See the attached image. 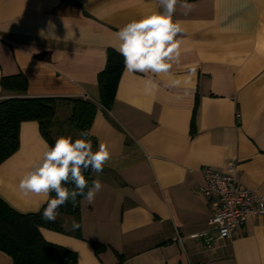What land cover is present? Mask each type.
<instances>
[{
    "label": "crops",
    "instance_id": "obj_1",
    "mask_svg": "<svg viewBox=\"0 0 264 264\" xmlns=\"http://www.w3.org/2000/svg\"><path fill=\"white\" fill-rule=\"evenodd\" d=\"M187 3L192 11L185 15L177 5L173 17L184 27L182 54L171 69L181 86L123 70L104 105L97 77L116 51V33L162 10L156 1L0 0V101L53 98L50 127H73L71 100L87 99L96 106L94 150L103 142L111 152L102 173L90 171L89 185H103L94 201L82 198L77 218L58 215L62 232L40 229L45 240L74 253L75 264H264V216L218 239L199 190L202 167L224 172L233 163L239 182L264 194V0ZM11 77L25 78L26 91L3 87ZM148 78L158 82L152 95L144 94ZM19 141L0 164V196L35 212L44 198L25 196L18 185L49 143L36 121L21 124ZM0 264L13 262L0 251Z\"/></svg>",
    "mask_w": 264,
    "mask_h": 264
},
{
    "label": "clouds",
    "instance_id": "obj_2",
    "mask_svg": "<svg viewBox=\"0 0 264 264\" xmlns=\"http://www.w3.org/2000/svg\"><path fill=\"white\" fill-rule=\"evenodd\" d=\"M158 3L162 10L146 13L120 28L116 33L119 43L113 47L124 58L126 73L163 75L167 77L165 86L176 88L182 81L172 75L171 69L174 63H179L182 54L184 41L178 37L184 32V27L173 17L177 5L185 15L192 11L193 5L187 0H158ZM157 89L156 80L148 78L144 81L145 95H152ZM88 137L89 132L82 131L80 138L75 140L71 136H59L53 145L45 144L39 161L21 177L18 188L23 195L44 198L43 220L54 222L59 209L69 202L75 206L78 196L92 203L102 190L101 181L94 179L90 186L85 173H102L111 160V152L103 142L94 151ZM53 192L54 198L50 196ZM78 227L74 221L72 229Z\"/></svg>",
    "mask_w": 264,
    "mask_h": 264
},
{
    "label": "trees",
    "instance_id": "obj_3",
    "mask_svg": "<svg viewBox=\"0 0 264 264\" xmlns=\"http://www.w3.org/2000/svg\"><path fill=\"white\" fill-rule=\"evenodd\" d=\"M124 58L116 51L108 54L105 68L98 74L101 101L109 105L115 97L117 86L124 70ZM3 87L23 93L27 82L23 77L2 80ZM69 123L72 128L89 132L96 113V106L87 99H73ZM57 101L53 98L17 96L0 101V164L17 152L21 124L36 121L49 146L54 142L50 136V125L56 116ZM91 139V138H90ZM90 171L85 173L88 180ZM74 187L73 185H66ZM52 198L55 193H51ZM82 196L75 206L71 202L59 209V215L77 218ZM44 204L38 211L21 212L13 208L0 196V251L8 255L13 264H75L76 256L66 248L48 242L41 228L63 231L60 222H48L41 218ZM96 246H103L94 243ZM117 264H122L121 262Z\"/></svg>",
    "mask_w": 264,
    "mask_h": 264
},
{
    "label": "built area",
    "instance_id": "obj_4",
    "mask_svg": "<svg viewBox=\"0 0 264 264\" xmlns=\"http://www.w3.org/2000/svg\"><path fill=\"white\" fill-rule=\"evenodd\" d=\"M201 172L203 184L199 190L211 206L207 223L218 239L231 238L251 216H264V194L241 184L233 163L224 172L211 167H202Z\"/></svg>",
    "mask_w": 264,
    "mask_h": 264
},
{
    "label": "rangeland",
    "instance_id": "obj_5",
    "mask_svg": "<svg viewBox=\"0 0 264 264\" xmlns=\"http://www.w3.org/2000/svg\"><path fill=\"white\" fill-rule=\"evenodd\" d=\"M65 116L61 115V112H59L58 116V122L62 125L65 124L66 121H64ZM64 121V122H63ZM57 129V131H56ZM80 131L72 128V127H50V136L55 142V139L58 138L59 136H71L73 140L80 138ZM88 139L92 142V140L88 137ZM93 145V150H94V144ZM95 151V150H94Z\"/></svg>",
    "mask_w": 264,
    "mask_h": 264
}]
</instances>
